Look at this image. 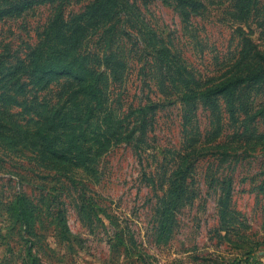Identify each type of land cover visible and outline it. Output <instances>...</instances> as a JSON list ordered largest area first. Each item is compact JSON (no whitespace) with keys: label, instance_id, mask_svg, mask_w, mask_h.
I'll return each mask as SVG.
<instances>
[{"label":"rangeland","instance_id":"374dc122","mask_svg":"<svg viewBox=\"0 0 264 264\" xmlns=\"http://www.w3.org/2000/svg\"><path fill=\"white\" fill-rule=\"evenodd\" d=\"M82 1L72 0L67 12L83 7ZM132 2L139 10L133 16L134 31L145 32V41L150 36L164 55L144 48L134 32L130 40L124 35L120 46L126 69L122 82L110 87L111 99L122 115L157 103L154 113L148 114L146 136L137 146L112 147L93 175L43 169L0 145V264H29L28 247L38 264H133L126 255L116 259L110 254L109 241L115 233L110 214L129 225L151 264H264V87L242 92L235 121L222 100L217 115L206 106L196 103L193 109V104L187 107L180 101L185 81L180 66L192 69L205 88L228 73L238 59L239 32L228 3L204 0L205 15L188 25L161 0L146 5ZM48 3L35 0L21 18L0 21V54L5 46L17 54L35 43L52 13ZM243 30L254 32L253 27ZM167 62L180 74L162 79L160 65ZM158 79L163 82L159 87ZM8 112L21 126H32L33 117L26 111ZM199 147L202 152L194 154ZM190 159L195 197L177 211L171 241L157 247L152 230L155 205L167 188L159 174L180 169L181 162L185 165ZM227 186L230 209L243 223L230 243L215 232L217 201ZM19 195L36 217L33 237L19 235L14 225L12 203ZM80 206L87 208L83 217ZM58 214L65 218L67 233L58 224Z\"/></svg>","mask_w":264,"mask_h":264},{"label":"trees","instance_id":"16d2710c","mask_svg":"<svg viewBox=\"0 0 264 264\" xmlns=\"http://www.w3.org/2000/svg\"><path fill=\"white\" fill-rule=\"evenodd\" d=\"M34 1L0 0V21L21 18L33 7ZM71 1L49 0L51 16L33 45L17 54H12L9 47L2 49L0 145L5 151L32 159L43 169L64 174L80 170L83 175H93L100 158L112 147L122 143L137 146L142 142L150 125L148 114L157 108L154 103L122 115L120 109L113 106L110 87L122 82L126 69L125 52L121 50L120 41L122 44L124 35L130 40L129 34L134 32L133 38L141 40L144 48L164 54L162 48L159 50L160 47L151 43L150 36L147 37L148 43L145 41V32L134 31L136 21L133 16L139 12L132 2L134 0H84L83 7L67 12ZM77 1L80 3L81 0ZM147 1L150 0H141L143 5ZM161 1L172 7L188 25L194 17H203L207 10L204 0ZM225 2L239 32L238 59L228 73L205 88L195 79L196 73L192 69L180 66L184 72L181 76L185 78L180 101L187 107L193 104V109L196 103L206 106L212 115H217V103L222 100L230 119L235 121L242 92L264 87V0ZM245 27H253L254 32L251 30L245 34ZM256 33L258 36L254 41L252 36ZM160 66L162 79L177 73L173 71L176 67L169 62ZM162 83L159 80L158 87ZM17 108L33 117L32 126H21L14 121V115L8 111ZM202 148H194V154H200ZM192 163V159L185 165L182 161L180 169L159 174L161 185L165 184L167 188L155 205L152 230L157 247L171 241L177 227V211L195 197L191 187ZM230 194L231 189L227 186L218 198V228L215 230L217 236L227 243L233 236H239L243 226L238 214L230 209ZM24 198L20 195L16 198L11 214L19 235L33 237L36 217L33 209L25 208L27 201ZM85 211L87 208L80 206L81 217ZM87 216L90 218V214L86 213ZM108 218L115 229L109 241L112 257L119 259L126 255L133 264H151L150 256L137 243L129 225L121 224L113 214ZM58 224L64 233L68 232L62 214H58ZM26 255L29 264H38L30 247Z\"/></svg>","mask_w":264,"mask_h":264}]
</instances>
